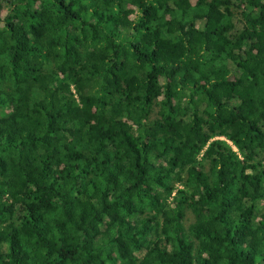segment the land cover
<instances>
[{
    "label": "trees",
    "instance_id": "16d2710c",
    "mask_svg": "<svg viewBox=\"0 0 264 264\" xmlns=\"http://www.w3.org/2000/svg\"><path fill=\"white\" fill-rule=\"evenodd\" d=\"M0 264H264V0H0Z\"/></svg>",
    "mask_w": 264,
    "mask_h": 264
},
{
    "label": "rangeland",
    "instance_id": "374dc122",
    "mask_svg": "<svg viewBox=\"0 0 264 264\" xmlns=\"http://www.w3.org/2000/svg\"><path fill=\"white\" fill-rule=\"evenodd\" d=\"M192 222V216L191 215H188L187 218H186V223L185 225L186 226H189V224Z\"/></svg>",
    "mask_w": 264,
    "mask_h": 264
}]
</instances>
